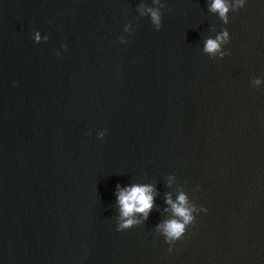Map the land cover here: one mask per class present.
I'll return each instance as SVG.
<instances>
[{"label": "water", "instance_id": "obj_1", "mask_svg": "<svg viewBox=\"0 0 264 264\" xmlns=\"http://www.w3.org/2000/svg\"><path fill=\"white\" fill-rule=\"evenodd\" d=\"M211 2L0 0V264H264V0Z\"/></svg>", "mask_w": 264, "mask_h": 264}, {"label": "clouds", "instance_id": "obj_2", "mask_svg": "<svg viewBox=\"0 0 264 264\" xmlns=\"http://www.w3.org/2000/svg\"><path fill=\"white\" fill-rule=\"evenodd\" d=\"M237 5L243 6L244 0H236ZM209 10L213 12H218L220 17L227 22V13L229 11V5L226 0H212ZM147 13L151 16V21L156 25L157 29L161 27V14L159 10L153 8H147ZM228 38L227 31L218 34L215 39L208 38L204 44V51L210 55H215L220 53L221 56L224 55L220 52V45L222 42H226ZM39 32L34 33V40L40 41ZM48 38L45 37V40ZM61 47H66L61 45ZM59 55V53H57ZM254 84L259 85V78L255 79ZM100 135H103L101 133ZM117 201L120 207L121 222L119 224L120 229H126L131 227L138 221L134 219L137 213L147 217L148 212L152 208L153 196H152V186L151 185H131L120 188L117 195ZM166 203L171 206V211L173 213L172 219L164 221L162 224L157 225L158 229L162 231L165 235L166 241H175L182 237L185 233L186 226L194 223L193 212L195 211H206V209H196L194 205H189L188 199L184 193H180L177 196L176 201H172L170 196L166 199ZM172 249L169 248V251Z\"/></svg>", "mask_w": 264, "mask_h": 264}]
</instances>
